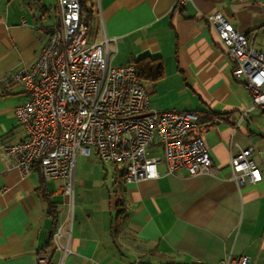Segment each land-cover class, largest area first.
Segmentation results:
<instances>
[{"label":"crops","instance_id":"1","mask_svg":"<svg viewBox=\"0 0 264 264\" xmlns=\"http://www.w3.org/2000/svg\"><path fill=\"white\" fill-rule=\"evenodd\" d=\"M177 2L87 0L89 29L92 39H113V66L145 55L160 59L162 76L141 81L149 108L196 111L198 124L190 136L202 138L215 172L192 176L181 168L167 174L159 163L158 177L124 184L113 166L109 187L94 150L78 153L70 218L63 180H44L36 167L22 178L0 159V264H38V253L52 249L49 237L59 225L70 233L64 264H221L229 254L264 264V110L253 107L248 90L233 79L217 34L205 20L220 12L262 49L264 0ZM39 9L47 13L41 0H0V144L26 136L14 107L27 95L7 75L34 61L53 25ZM248 147L262 179L238 188L228 162ZM159 153L157 146L149 149ZM58 257L54 251L52 262Z\"/></svg>","mask_w":264,"mask_h":264},{"label":"built area","instance_id":"2","mask_svg":"<svg viewBox=\"0 0 264 264\" xmlns=\"http://www.w3.org/2000/svg\"><path fill=\"white\" fill-rule=\"evenodd\" d=\"M186 0H178L184 4ZM57 20L48 29L34 61L7 78L20 82L27 99L14 107L26 136L15 144H0V159L26 178L36 167L44 180L61 179L72 218L74 166L78 153L118 169L124 184L158 177L184 168L189 175L213 174L215 168L200 136H190L198 124L193 110L149 108L148 92L134 64L113 66L112 38L89 40V28L79 0H56ZM231 64V75L248 90L253 107L264 110V48L238 31L220 12L205 16ZM157 146L159 154H149ZM252 147L229 158L230 178L238 188L255 184L262 172L251 157ZM51 250L38 253V264H64L71 253L70 233L57 226ZM59 257L52 262L53 252ZM131 264H178L134 261ZM201 264V263H198ZM221 264H251L249 256L229 254Z\"/></svg>","mask_w":264,"mask_h":264},{"label":"trees","instance_id":"3","mask_svg":"<svg viewBox=\"0 0 264 264\" xmlns=\"http://www.w3.org/2000/svg\"><path fill=\"white\" fill-rule=\"evenodd\" d=\"M81 13L85 16V22L89 28L90 10L87 8V0H79ZM90 31V29H89ZM136 74L140 81L156 80L162 76V64L158 57L145 55L133 62ZM55 229V228H54ZM49 243L50 237H49Z\"/></svg>","mask_w":264,"mask_h":264},{"label":"rangeland","instance_id":"4","mask_svg":"<svg viewBox=\"0 0 264 264\" xmlns=\"http://www.w3.org/2000/svg\"><path fill=\"white\" fill-rule=\"evenodd\" d=\"M17 2L19 1V0H16ZM20 1H22V0H20ZM14 3H16V2H13V4ZM41 3L45 6V8L47 9V13L45 14L43 11H41V9H39V14H42V15H44V17H45V19H44V21L46 22V23H55L56 22V20H57V16H56V14L53 12V8L55 7V5H56V0H41ZM35 6H40V5H35ZM32 6H29L28 8H31ZM34 9V8H33ZM37 11V10H36ZM26 12V13H25ZM24 13L26 14V15H28V13H29V10L27 9V10H25L24 11ZM92 35H93V30H90L89 31V40L90 39H92ZM259 37H262L263 39H264V31L263 32H261L260 34H259ZM258 37V38H259ZM102 165H104V166H102ZM96 166H98L99 168H101L102 169V167H104L103 168V170L102 171H106L107 173H108V176L104 179L105 180V183L107 184V185H109V187H110V185H111V182H113V178H111L112 177V174L114 173V171H113V165H110V164H103V163H99V162H96ZM103 175H104V172L102 173V175H101V177L98 179V180H100V181H102L103 180ZM97 177H99L98 176V174H97ZM73 201H74V199H73ZM73 206H74V203H72V211H73ZM69 212H70V208H69Z\"/></svg>","mask_w":264,"mask_h":264}]
</instances>
